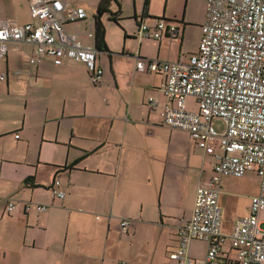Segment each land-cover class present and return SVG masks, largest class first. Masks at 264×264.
<instances>
[{"label":"crops","instance_id":"crops-1","mask_svg":"<svg viewBox=\"0 0 264 264\" xmlns=\"http://www.w3.org/2000/svg\"><path fill=\"white\" fill-rule=\"evenodd\" d=\"M65 1L83 7L79 0ZM91 1L97 9L100 0ZM206 3L150 0L146 13L136 7L132 30L121 22L124 32L117 30L114 38L107 28V49L97 51L104 71L99 85L82 64L56 66L48 56L32 65L34 45L7 44L0 59V76H6L0 81V199L14 200L17 208L7 214L0 206V264L175 263L179 232L192 217L198 187L209 185L213 159L188 133L164 124V108L173 105L160 90L165 75L140 72L137 62H176L195 54ZM141 19L174 24L179 36L142 39ZM1 22L31 23L29 0H0ZM76 29L83 45L96 48L94 19L65 26L67 33ZM90 30L93 38L85 35ZM183 133L193 145L186 154L175 142ZM196 150L204 157L201 166ZM221 187L225 221L229 200L223 180ZM40 205L47 210L39 213ZM250 208L251 199L246 216ZM123 220L130 227L122 228ZM207 248L193 241L189 256L203 260ZM236 258L225 245L216 264H236Z\"/></svg>","mask_w":264,"mask_h":264},{"label":"built area","instance_id":"built-area-1","mask_svg":"<svg viewBox=\"0 0 264 264\" xmlns=\"http://www.w3.org/2000/svg\"><path fill=\"white\" fill-rule=\"evenodd\" d=\"M29 6L31 23H0V59L6 57L8 43L32 44V65L48 56L56 66L67 61L79 63L92 83L99 85L104 71L98 65L96 48L83 45L77 29L74 33L65 30L68 24L85 21L86 10L69 6L65 0H29ZM142 19L138 28L142 39L179 36L174 24ZM201 30L195 54L176 62H137L140 72L165 75L160 90L173 105L164 108V124L188 133L196 147L213 159L212 178L209 185L197 189L192 217L179 232V246L172 259L174 264H216L228 245L236 253V264H264V222L260 220L264 212V0H207ZM85 35L93 38L91 30ZM5 80L1 75L0 81ZM189 98L195 101L194 111L188 109ZM215 121L225 124L224 131L215 128ZM253 172L259 178V193L251 198L248 216L238 218L228 235L223 232L222 180ZM55 194L59 199L65 196L58 191ZM0 206L7 214L17 208L11 199H0ZM37 210L43 213L47 207L40 205ZM130 225L129 220L121 222L124 229ZM193 241L208 245L205 259L189 256Z\"/></svg>","mask_w":264,"mask_h":264},{"label":"rangeland","instance_id":"rangeland-1","mask_svg":"<svg viewBox=\"0 0 264 264\" xmlns=\"http://www.w3.org/2000/svg\"><path fill=\"white\" fill-rule=\"evenodd\" d=\"M80 4L84 7V9L87 12L88 18L92 21L94 19V16L96 15L97 9L95 2L92 3L90 0L89 2L83 3L85 0H79ZM82 1V2H81ZM144 2L145 0H112L111 5H110V13L106 14L102 22L105 26V28H108V31L111 32V35L116 38L117 36H120L118 31H123V25L128 31L133 29L134 26V11L136 7L138 8V13L141 14V8L144 9ZM141 4V5H140ZM121 11V14L119 16V22L115 23L114 21L110 20V14H117ZM187 106L189 109H192L193 111L195 110V104L193 99H189L187 101ZM215 128L219 131L222 132L225 129V124L222 121H215L214 122ZM175 142L178 141L179 144L181 145L182 151L184 154L190 152V148L193 147L192 143L190 142L189 138L185 133L183 134H177L175 137ZM197 155L199 156L197 165L201 166L203 154L202 152H199L196 150ZM185 158V157H183ZM186 159V158H185ZM209 164V159L206 160V167L208 168ZM195 167H196V160H195ZM198 175L197 173L194 174V176ZM258 177L254 173H248L242 178H226L223 179V184H224V190L226 192V198L229 200V205L228 208L226 209L227 211V216H225L226 220L224 221L223 224V232L226 234L231 233V222L233 219L239 217V216H246L249 208V201L253 195H255V192L258 190ZM191 182V179L189 178L187 180V183L189 184ZM187 190L185 191V202L184 206L187 208L188 204V196L190 193ZM229 206H232L230 209ZM189 207V206H188ZM260 220L264 222V212H261L260 214ZM124 238V237H122ZM125 245V241H124ZM126 247V245H125ZM119 250H121V246L119 247ZM125 252V255H127L128 251L122 250ZM119 260V259H118ZM123 261H126V258H124Z\"/></svg>","mask_w":264,"mask_h":264},{"label":"trees","instance_id":"trees-1","mask_svg":"<svg viewBox=\"0 0 264 264\" xmlns=\"http://www.w3.org/2000/svg\"><path fill=\"white\" fill-rule=\"evenodd\" d=\"M112 0H100L99 5L97 7L96 15L94 16L95 30H94V40L96 50H102V48L107 49L105 36H106V28L102 22L103 17L106 14L110 13V5ZM150 4V0H145L144 2V12L148 11V7ZM121 11L117 14H110V20L115 23L119 22V16Z\"/></svg>","mask_w":264,"mask_h":264}]
</instances>
